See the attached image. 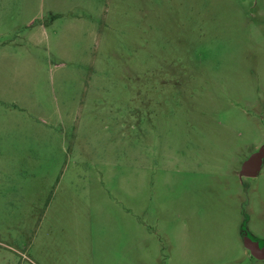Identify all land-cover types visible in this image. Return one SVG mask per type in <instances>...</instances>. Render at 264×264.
<instances>
[{"label":"rangeland","instance_id":"1","mask_svg":"<svg viewBox=\"0 0 264 264\" xmlns=\"http://www.w3.org/2000/svg\"><path fill=\"white\" fill-rule=\"evenodd\" d=\"M264 0H0V264H264Z\"/></svg>","mask_w":264,"mask_h":264},{"label":"water","instance_id":"2","mask_svg":"<svg viewBox=\"0 0 264 264\" xmlns=\"http://www.w3.org/2000/svg\"><path fill=\"white\" fill-rule=\"evenodd\" d=\"M263 156H264V149L262 147L258 151L252 153L242 163L241 169H240V175L246 176V177L257 176L262 166ZM243 243H244V246L250 250L252 255H254L257 258L261 257V256H258L257 254L258 245L256 243H254L247 237H244Z\"/></svg>","mask_w":264,"mask_h":264},{"label":"flooded vegetation","instance_id":"3","mask_svg":"<svg viewBox=\"0 0 264 264\" xmlns=\"http://www.w3.org/2000/svg\"><path fill=\"white\" fill-rule=\"evenodd\" d=\"M263 148V147H262ZM264 149V148H263ZM258 151V150H257ZM256 152V151H255ZM254 153V152H253ZM241 169V167H240ZM246 177V176H245ZM241 237H242V240H244V237H247L249 238L251 241H253L254 243H256L258 245V250H257V254L258 256H261L260 258H257L255 257L254 255L251 254L250 250L248 248H246V251H247V254L254 258V259H264V244H261L259 242V240H256L255 238H253L251 235L248 234V232H246L245 230H242L241 231Z\"/></svg>","mask_w":264,"mask_h":264}]
</instances>
